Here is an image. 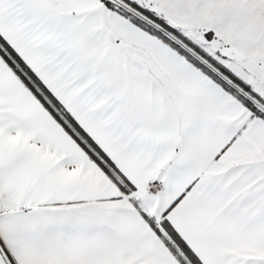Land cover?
Wrapping results in <instances>:
<instances>
[{
    "label": "snow or ice",
    "instance_id": "obj_1",
    "mask_svg": "<svg viewBox=\"0 0 264 264\" xmlns=\"http://www.w3.org/2000/svg\"><path fill=\"white\" fill-rule=\"evenodd\" d=\"M0 264H264V0H0Z\"/></svg>",
    "mask_w": 264,
    "mask_h": 264
}]
</instances>
